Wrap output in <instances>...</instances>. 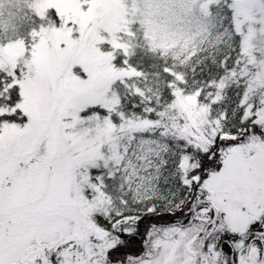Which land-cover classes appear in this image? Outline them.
I'll return each mask as SVG.
<instances>
[{
    "label": "snow or ice",
    "instance_id": "6c2138e0",
    "mask_svg": "<svg viewBox=\"0 0 264 264\" xmlns=\"http://www.w3.org/2000/svg\"><path fill=\"white\" fill-rule=\"evenodd\" d=\"M0 264H264V0H0Z\"/></svg>",
    "mask_w": 264,
    "mask_h": 264
}]
</instances>
